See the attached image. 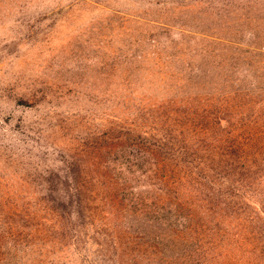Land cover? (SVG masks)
Instances as JSON below:
<instances>
[{
    "label": "rangeland",
    "instance_id": "1",
    "mask_svg": "<svg viewBox=\"0 0 264 264\" xmlns=\"http://www.w3.org/2000/svg\"><path fill=\"white\" fill-rule=\"evenodd\" d=\"M4 250L264 264V0H0Z\"/></svg>",
    "mask_w": 264,
    "mask_h": 264
},
{
    "label": "trees",
    "instance_id": "2",
    "mask_svg": "<svg viewBox=\"0 0 264 264\" xmlns=\"http://www.w3.org/2000/svg\"><path fill=\"white\" fill-rule=\"evenodd\" d=\"M188 100L193 101L194 102L193 105L186 104V103H189V102H185ZM177 101H183V102L180 104H175V102H177ZM177 101L166 102V104H162V103L157 104V107H159V108H157V109H159V114L155 113L154 116L157 117L158 115H160V117L163 119L162 121H168V119H169L177 125L185 124V122L194 123V125H195L196 124L195 121L197 119H199L197 116L199 115V113L201 111H204L206 108V106L203 105V103L205 101H208V99L200 98V97L196 96L193 98H188L186 100L181 99V100H177ZM134 111H136V113H140V107L139 108L136 107V109ZM145 113H147V112H145ZM150 115L153 116V113H150ZM208 121L209 120H207V123H210V121L209 122ZM201 122L204 123V121H201ZM219 122L220 121L218 119H217V121H215V123L217 125L219 124ZM165 130L168 131L169 129L166 128ZM160 218H163V217L160 216ZM184 218H186V216ZM183 225H185V224H183ZM7 230H9L11 232V228H7ZM4 232L6 233V235L4 237V241H2V244H4L5 246L7 244L6 250L11 252L10 255L16 256V253L14 251L15 247H14L13 243L9 240L6 241L7 238L10 237V235H9V233H7V231H4ZM0 264H21V263L17 262L14 258L7 256L6 252L4 250V252L0 256Z\"/></svg>",
    "mask_w": 264,
    "mask_h": 264
}]
</instances>
